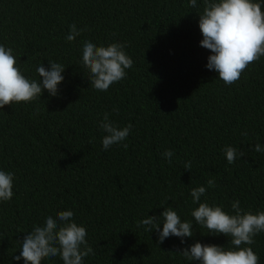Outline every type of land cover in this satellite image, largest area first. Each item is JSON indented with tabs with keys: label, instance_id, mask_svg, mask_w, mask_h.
Segmentation results:
<instances>
[{
	"label": "trees",
	"instance_id": "16d2710c",
	"mask_svg": "<svg viewBox=\"0 0 264 264\" xmlns=\"http://www.w3.org/2000/svg\"><path fill=\"white\" fill-rule=\"evenodd\" d=\"M197 7L189 0H0V45L13 49L22 73L39 81L36 67L65 66L59 94L45 90L30 103L0 109V170L14 173L13 197L0 202V264H24L22 240L45 218L71 210L94 250L83 264H199L180 249L196 242L231 247L191 216L190 195L214 178L201 202L264 211V56L225 85L206 67ZM84 29L69 42V26ZM125 43L133 60L126 77L95 90L82 65L84 41ZM78 100V101H77ZM77 101V102H76ZM113 109H119L118 112ZM125 127L128 145L102 147L104 113ZM247 131L248 135H242ZM246 156L228 164L222 149ZM172 150L171 163L162 155ZM191 161V171L184 169ZM166 198H171L166 200ZM171 206L193 223V237L157 244L137 222ZM162 229V225H161ZM250 245L264 264V232ZM41 264H63L59 256Z\"/></svg>",
	"mask_w": 264,
	"mask_h": 264
},
{
	"label": "clouds",
	"instance_id": "9594fccd",
	"mask_svg": "<svg viewBox=\"0 0 264 264\" xmlns=\"http://www.w3.org/2000/svg\"><path fill=\"white\" fill-rule=\"evenodd\" d=\"M190 6L197 7V0H189ZM203 11L199 14V29L203 39L200 46L208 49L210 55L206 67L218 73V78L225 85H231L240 79L248 66L264 56V0H203ZM65 39L76 40L84 29H78L73 23L69 26ZM125 43H110L97 46L92 41H84L82 46V65L89 71V83L97 91H107L111 85L123 80L127 69L133 66V60L127 55ZM50 67L42 64L36 67L40 80L26 77L18 67L13 49L0 45V109L15 103H30L41 98L47 90L51 97L59 94L58 85L64 80L62 73L65 66L55 61H48ZM78 101V100H77ZM76 101V102H77ZM118 112L119 109H113ZM104 150L113 145H122L129 136L131 124L120 127L105 112L99 121ZM242 135L247 136V131ZM264 152V146L256 143L250 149ZM222 151L228 164L246 156L241 148L225 146ZM162 155L171 163L172 150H165ZM191 161L184 169L191 171ZM14 173L0 170V202L10 201L13 193ZM214 178H209L207 188H215ZM207 188L199 186L191 190L193 204L198 207L192 210L195 224L202 226L212 235L222 234L229 238L231 247L209 245L196 242L188 247L175 251L190 262L199 264H259V256L250 245L254 237L264 232V211L253 213L240 207V201L231 204L232 213L221 206H210L201 202ZM171 198H166L170 200ZM71 210L60 211L45 218L43 225H34L22 240L20 255L13 259H23L24 264H41L45 258L59 256L63 264H83L84 258L94 255L93 248L86 237V228L78 225ZM162 225V229H161ZM144 227L146 232L157 233V244L166 238L175 236L185 242L184 238L193 237V223L182 221L171 206H164L159 216H149L137 222V227Z\"/></svg>",
	"mask_w": 264,
	"mask_h": 264
}]
</instances>
